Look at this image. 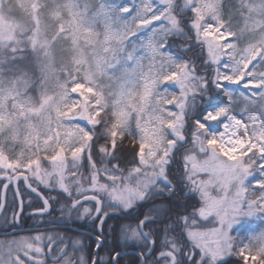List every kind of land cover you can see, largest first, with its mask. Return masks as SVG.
I'll use <instances>...</instances> for the list:
<instances>
[{
  "label": "snow or ice",
  "instance_id": "6c2138e0",
  "mask_svg": "<svg viewBox=\"0 0 264 264\" xmlns=\"http://www.w3.org/2000/svg\"><path fill=\"white\" fill-rule=\"evenodd\" d=\"M25 207L0 264H264V0H0V225Z\"/></svg>",
  "mask_w": 264,
  "mask_h": 264
},
{
  "label": "trees",
  "instance_id": "16d2710c",
  "mask_svg": "<svg viewBox=\"0 0 264 264\" xmlns=\"http://www.w3.org/2000/svg\"><path fill=\"white\" fill-rule=\"evenodd\" d=\"M125 159L129 158L128 154H125ZM183 202V201H182ZM30 220V226L33 225V222L31 220V218H29ZM119 223H121L120 221L117 220H112L109 221L108 224L110 225H118ZM70 226H73L77 229H67L64 230V235L66 236H71V235H76L77 237L79 236L80 238H82V240H84L86 242L87 245H89V251L94 249V242H93V237L91 235L92 229L90 226H83L81 223H76V224H69ZM107 227V225H106ZM82 231H86L88 233L85 232H81ZM109 239V243L110 246L112 247H117L120 244V240H119V236L115 231H112L111 234L108 236ZM117 250L124 252H128V251H134L133 253L128 254L127 256H123V258L121 259V264H140V261L138 259V249L135 246H130L128 248H123L118 247ZM101 256H107V251H102L101 252ZM237 263V262H236Z\"/></svg>",
  "mask_w": 264,
  "mask_h": 264
},
{
  "label": "flooded vegetation",
  "instance_id": "af4514ba",
  "mask_svg": "<svg viewBox=\"0 0 264 264\" xmlns=\"http://www.w3.org/2000/svg\"><path fill=\"white\" fill-rule=\"evenodd\" d=\"M11 193H9V196ZM55 195V193H53ZM30 211L27 207H25V214L22 215L21 217V225L22 227H17L15 230L12 229L11 227L0 225V242L11 240L13 238L21 237V236H26L29 235V229L31 228L30 226V220L29 217L27 216V213ZM5 212L8 213L9 217L11 216V209L6 208ZM73 226L70 225H61L59 228L55 229V231L61 232L64 234V230L67 229H72ZM85 233H88L86 231H83ZM73 237H77L76 235H71ZM231 264H237L235 260L231 261Z\"/></svg>",
  "mask_w": 264,
  "mask_h": 264
},
{
  "label": "rangeland",
  "instance_id": "374dc122",
  "mask_svg": "<svg viewBox=\"0 0 264 264\" xmlns=\"http://www.w3.org/2000/svg\"><path fill=\"white\" fill-rule=\"evenodd\" d=\"M55 215H59V212H57ZM32 220V219H31ZM32 222H33V220H32ZM34 223V222H33ZM67 225H69V224H67ZM75 238H77V239H81L82 240V238H80L79 236L78 237H75ZM128 247H130V246H128ZM128 247H123V248H128ZM128 255V254H127ZM127 255H125V256H127Z\"/></svg>",
  "mask_w": 264,
  "mask_h": 264
},
{
  "label": "water",
  "instance_id": "95a60500",
  "mask_svg": "<svg viewBox=\"0 0 264 264\" xmlns=\"http://www.w3.org/2000/svg\"><path fill=\"white\" fill-rule=\"evenodd\" d=\"M73 229H77L75 227H73ZM81 232H83L82 230H80ZM134 251H128V252H124V256L127 255V254H130V253H133ZM135 253V252H134Z\"/></svg>",
  "mask_w": 264,
  "mask_h": 264
}]
</instances>
